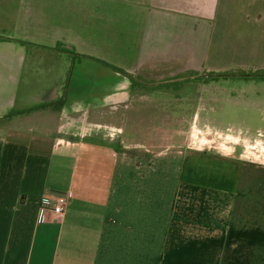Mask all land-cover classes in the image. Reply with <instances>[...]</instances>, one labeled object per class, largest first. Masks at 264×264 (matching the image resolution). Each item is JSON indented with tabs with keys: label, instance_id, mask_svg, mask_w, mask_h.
Masks as SVG:
<instances>
[{
	"label": "crops",
	"instance_id": "obj_1",
	"mask_svg": "<svg viewBox=\"0 0 264 264\" xmlns=\"http://www.w3.org/2000/svg\"><path fill=\"white\" fill-rule=\"evenodd\" d=\"M261 1L0 0V264H264V164L174 119Z\"/></svg>",
	"mask_w": 264,
	"mask_h": 264
},
{
	"label": "rangeland",
	"instance_id": "obj_2",
	"mask_svg": "<svg viewBox=\"0 0 264 264\" xmlns=\"http://www.w3.org/2000/svg\"><path fill=\"white\" fill-rule=\"evenodd\" d=\"M245 6L248 10L243 8L242 14L237 9L231 15L226 32L220 31L218 22L217 30L203 34L204 51L227 61L202 64L201 77L194 83L186 81L196 94L182 98L174 119L185 125L180 128L185 131V147L243 152L246 158L264 164V0L261 12L255 14L253 5ZM111 65L125 72L135 64Z\"/></svg>",
	"mask_w": 264,
	"mask_h": 264
},
{
	"label": "built area",
	"instance_id": "obj_3",
	"mask_svg": "<svg viewBox=\"0 0 264 264\" xmlns=\"http://www.w3.org/2000/svg\"><path fill=\"white\" fill-rule=\"evenodd\" d=\"M69 207V199L65 196H60L55 199L54 204H45L42 206L41 219L48 221L52 219V216L57 222H61L67 213Z\"/></svg>",
	"mask_w": 264,
	"mask_h": 264
}]
</instances>
